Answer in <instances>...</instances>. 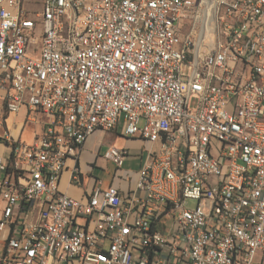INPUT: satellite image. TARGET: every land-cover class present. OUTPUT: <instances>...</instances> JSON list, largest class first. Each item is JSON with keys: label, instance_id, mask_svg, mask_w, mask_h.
I'll use <instances>...</instances> for the list:
<instances>
[{"label": "built area", "instance_id": "2783aa9c", "mask_svg": "<svg viewBox=\"0 0 264 264\" xmlns=\"http://www.w3.org/2000/svg\"><path fill=\"white\" fill-rule=\"evenodd\" d=\"M27 1L0 0V102L41 132L0 156V264H264V0ZM117 130L143 145L131 190L63 194Z\"/></svg>", "mask_w": 264, "mask_h": 264}, {"label": "crops", "instance_id": "0c3cea01", "mask_svg": "<svg viewBox=\"0 0 264 264\" xmlns=\"http://www.w3.org/2000/svg\"><path fill=\"white\" fill-rule=\"evenodd\" d=\"M2 116L5 115L3 113L2 103L0 102V121L2 120ZM25 117L26 112L24 109H21L15 114H9L8 116L4 117V126L0 127V137L3 136L5 127L8 132V138L7 140L5 139L0 143V156H3L4 158L9 157V145L14 141H19L26 145H29L34 141L35 136L41 132L40 125L35 123H25ZM26 128H30V133L28 135H24ZM104 135H108L111 140L116 139L118 136L124 138L121 135L120 130H117L115 133L96 131L91 134L83 144L77 161L74 162L73 160L69 159L66 162V168L61 176V180L59 183V190L66 196L74 199H81L90 191H92V189L98 183L101 184L102 188H106L112 184L118 187L119 192H121L122 194H127L128 191H130L133 187V183L136 179V174L141 165V159L144 155L142 143L138 140L124 138L131 143H136L138 145L137 148L132 149L128 146L118 147L127 149L129 153V155L124 159L123 164L128 160L138 162V169L135 172L129 173L127 171H122L121 169L117 171L116 168V173H114L111 177L107 176V180H103L94 175L97 172L96 170H100L99 167L103 163H113L104 157V154L107 150L103 155H101V148L103 144L102 137ZM74 165L78 168L79 171V178L77 182H73L71 179ZM2 177L3 173L0 172V181Z\"/></svg>", "mask_w": 264, "mask_h": 264}, {"label": "rangeland", "instance_id": "374dc122", "mask_svg": "<svg viewBox=\"0 0 264 264\" xmlns=\"http://www.w3.org/2000/svg\"><path fill=\"white\" fill-rule=\"evenodd\" d=\"M28 8L31 9H37L38 8V0H28L26 3ZM194 103H192L193 105ZM30 128H26L24 135H28L30 133ZM100 137V135H99ZM103 140V144H102V148H101V155H103L105 153L106 150L109 149L110 146H116V147H126L128 146L129 148L132 149H136L137 148V144L136 143H131L129 141H127L124 138L121 137H117L116 139L111 140L108 135H104L102 137ZM100 170H96L97 172L94 174L95 176H98L101 179H105L107 180V176L111 177L114 173H116L117 171H119V169L116 171V165L114 163H103L101 164V166L99 167ZM138 169V162L137 161H125V163L121 166V170L122 171H127L129 173H133ZM189 205V207H191L193 204L192 202H188L187 203ZM1 241H0V249H1Z\"/></svg>", "mask_w": 264, "mask_h": 264}, {"label": "bare ground", "instance_id": "6f19581e", "mask_svg": "<svg viewBox=\"0 0 264 264\" xmlns=\"http://www.w3.org/2000/svg\"><path fill=\"white\" fill-rule=\"evenodd\" d=\"M200 192H203V185H196V190H192V199H199ZM119 194H122L119 192ZM108 202L117 203L116 188H109ZM129 196H121L119 201V209H127ZM145 230H154L155 234H162L163 221L156 218H147L145 220ZM159 254H166V247H159Z\"/></svg>", "mask_w": 264, "mask_h": 264}]
</instances>
